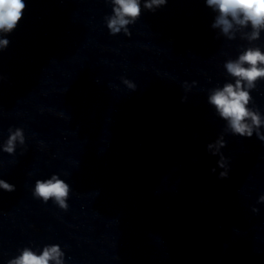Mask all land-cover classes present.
Masks as SVG:
<instances>
[{
	"label": "clouds",
	"instance_id": "clouds-1",
	"mask_svg": "<svg viewBox=\"0 0 264 264\" xmlns=\"http://www.w3.org/2000/svg\"><path fill=\"white\" fill-rule=\"evenodd\" d=\"M112 5V14L105 17V23L111 35L123 32L131 35L129 25L135 24L143 10L155 12L156 9L165 6L168 0H109ZM205 4L213 12L217 13L211 27L218 29L220 34L229 40H234L237 33L242 39L249 42L237 58L228 59L224 68L234 83L226 82L222 87L209 90L208 103L214 107L216 114L226 122L225 131L241 137L256 136L264 141V133L260 131L264 127V115L259 110L249 107L253 98L252 90L257 83L264 79V50L255 46L254 42L261 38L264 32V0H205ZM27 8L26 0H0V51L9 46L7 36L11 34L23 19ZM247 30V31H246ZM123 83L131 90L136 85L124 79ZM184 83L186 91L195 85ZM187 96L181 98L186 102ZM9 136L2 145V151L14 154L17 144H25L24 131L21 128H9ZM226 146L223 136L215 143H209L207 150L212 155H220L217 165L223 169L219 178L228 177V160L220 153V149ZM213 149H215L213 151ZM215 172L216 169H211ZM0 189L6 192L15 191V185L0 179ZM71 187L58 174H52L47 179H38L35 182L33 196L47 203L52 200L59 208L67 210V200ZM264 203V195L257 201ZM252 211L259 209L253 207ZM8 264H64V252L58 244L45 245L39 253L29 247L20 250L19 255L8 261Z\"/></svg>",
	"mask_w": 264,
	"mask_h": 264
}]
</instances>
